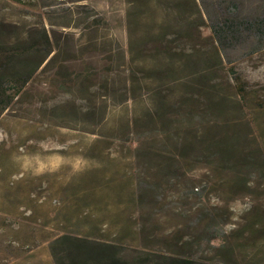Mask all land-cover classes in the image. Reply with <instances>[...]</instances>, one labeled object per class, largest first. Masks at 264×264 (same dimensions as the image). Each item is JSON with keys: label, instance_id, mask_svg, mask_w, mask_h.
<instances>
[{"label": "rangeland", "instance_id": "1", "mask_svg": "<svg viewBox=\"0 0 264 264\" xmlns=\"http://www.w3.org/2000/svg\"><path fill=\"white\" fill-rule=\"evenodd\" d=\"M223 1L200 0L207 25L202 36L212 55L206 99L189 106L175 125L165 124L169 117L141 121V112L151 108L147 97L128 103L103 100L96 86L85 93L56 78L57 68L45 63L33 74L0 115V264H264V33L237 28L225 46L216 43L209 25L231 7V0ZM126 4L0 0V29L9 40L32 41L34 33L42 40L59 36L66 51L59 63L64 80L88 67L115 79L116 48L128 47ZM230 13L237 20L262 19L264 0H236ZM89 37L95 44L85 48ZM41 42L36 40L28 61L44 54L48 46ZM184 43L192 45L188 39ZM90 110L95 116H87ZM140 151L179 155L185 177L175 180L177 190L166 186L165 202L170 211L194 213L191 222L167 217L168 209L148 207L163 217L150 221L148 233L164 239L177 229L178 239L193 242L206 226L199 214L207 215V227L220 233L211 246L206 236L195 244V259L158 252L160 243L144 249L75 232L77 222L97 227L111 220L106 211L87 204L75 210L76 204L67 201L69 192L96 169L133 173L132 159ZM128 183L135 189L134 177ZM135 205L130 203L125 213L136 232L141 222ZM67 207L71 232L54 230L53 219ZM257 218L259 225L250 230L249 222ZM97 250L102 256L86 254Z\"/></svg>", "mask_w": 264, "mask_h": 264}, {"label": "trees", "instance_id": "2", "mask_svg": "<svg viewBox=\"0 0 264 264\" xmlns=\"http://www.w3.org/2000/svg\"><path fill=\"white\" fill-rule=\"evenodd\" d=\"M230 2L231 7L225 6L214 23L209 25L211 37L216 43L225 46L226 42H229L228 35L235 33L237 28L244 27L246 30L254 31L257 36L264 33V18L253 22L237 20L230 13V9L236 5V0ZM126 3L128 47L126 51L121 47L116 48L114 61L117 59L115 69L118 73L115 79L106 78L103 71L102 76H99L94 68L88 67L82 70L78 77H68L64 80L61 77L62 69L59 63L60 57L66 54V51L59 36L51 41L45 35V40H42L41 35L34 33L32 41H22L19 37L9 40L0 29V115L44 63L46 66L57 68L56 78L72 82V85L85 93L96 86V89L100 90V99L103 100L111 97L128 103L134 102L138 97H147L151 108L148 113L141 112V121L155 119L163 121L169 117L165 124L172 125L178 122V116L185 115V110L189 106L195 105L201 97L206 99L208 65L212 55L206 50L205 39L202 36V30L207 25L201 11L200 0H126ZM86 29L92 33V26ZM37 39H41L42 47L46 44L48 47L41 57L33 55L34 61H28V53L35 50L34 43ZM187 39L192 44L190 48L185 47L184 42H187ZM92 44H95V40H90L89 37L85 48H90ZM146 50L149 51V56L145 55ZM198 69L203 70L198 72ZM95 80L99 81L97 85ZM239 92L237 96L241 100L243 96ZM103 112V107H99L101 117ZM87 116H95V111L90 110ZM132 161L133 164L136 163L133 173L121 174L111 170L108 172L107 167L96 169L81 178L77 187L69 192L70 197L67 201L69 205L76 204L75 210H78L79 204L81 206L87 204L96 210L106 211L111 220L106 221V226L99 224L97 227H93L96 226L93 223L79 225L77 222L75 223L78 227L75 230L77 234L118 244L140 246L144 249L151 246L153 249V246L160 243L161 247L156 251L184 259L196 258V253L191 250L204 236L209 246L219 240L220 233L211 226L207 227L209 223L205 220L207 215L204 214H199L197 218L205 223V230L203 229L198 240H194L195 237L193 242L178 239L177 229L171 231L164 239H158L157 235L148 233L150 221L155 219L160 222L163 218L156 210L168 209L165 202L166 186H173L177 190L175 180H178V177L184 178L185 174L177 165L179 155L175 157L171 154L140 151L135 154ZM133 177L137 182L135 189L128 183ZM170 182L173 183L169 184ZM161 191L164 194L159 199L158 194ZM133 196H136L135 201L132 200ZM133 202H136L135 207L139 210L138 218L141 222V229L136 232L131 216L125 213ZM148 207L156 210H148ZM69 208L60 211L53 219L56 223L54 230L71 232L66 224L73 217L67 214ZM182 212L184 215L168 209L167 217L177 219L181 217L192 222L194 213L191 209L187 208ZM262 221L264 223V220ZM259 222L260 218L249 222L250 230L255 229ZM86 254L97 257L103 253L97 250L87 251Z\"/></svg>", "mask_w": 264, "mask_h": 264}]
</instances>
